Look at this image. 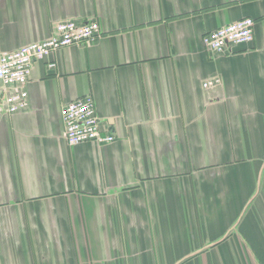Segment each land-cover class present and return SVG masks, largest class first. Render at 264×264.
I'll return each mask as SVG.
<instances>
[{
    "label": "crops",
    "instance_id": "obj_1",
    "mask_svg": "<svg viewBox=\"0 0 264 264\" xmlns=\"http://www.w3.org/2000/svg\"><path fill=\"white\" fill-rule=\"evenodd\" d=\"M63 21L100 34L34 62L18 113L0 83V264H264V0H0V54ZM85 96L111 144L65 142Z\"/></svg>",
    "mask_w": 264,
    "mask_h": 264
},
{
    "label": "built area",
    "instance_id": "obj_2",
    "mask_svg": "<svg viewBox=\"0 0 264 264\" xmlns=\"http://www.w3.org/2000/svg\"><path fill=\"white\" fill-rule=\"evenodd\" d=\"M254 21L244 18L224 25L202 37L205 51L223 54L233 46L249 45L253 42ZM100 34L96 22L75 23L63 21L53 27L52 34L45 40L28 44L12 52L0 54V83L4 92L6 112L15 114L27 104L26 86L34 62L43 61L57 50L72 45L87 44ZM47 67L54 68L50 62ZM218 80L205 82L203 88L217 84ZM63 136L68 146L92 143L97 146L111 144L113 136L102 134L100 120L95 114L93 100L85 96L63 105L60 109Z\"/></svg>",
    "mask_w": 264,
    "mask_h": 264
}]
</instances>
